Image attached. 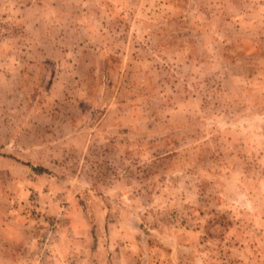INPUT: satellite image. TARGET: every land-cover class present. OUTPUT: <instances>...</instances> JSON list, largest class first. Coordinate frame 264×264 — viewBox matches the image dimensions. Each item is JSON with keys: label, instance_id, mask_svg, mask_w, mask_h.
<instances>
[{"label": "rangeland", "instance_id": "rangeland-1", "mask_svg": "<svg viewBox=\"0 0 264 264\" xmlns=\"http://www.w3.org/2000/svg\"><path fill=\"white\" fill-rule=\"evenodd\" d=\"M59 241L264 264V0H0V264Z\"/></svg>", "mask_w": 264, "mask_h": 264}, {"label": "crops", "instance_id": "crops-1", "mask_svg": "<svg viewBox=\"0 0 264 264\" xmlns=\"http://www.w3.org/2000/svg\"><path fill=\"white\" fill-rule=\"evenodd\" d=\"M87 243L88 242H83L82 244H87ZM94 243H96L98 245V247H100L99 251H103L104 252V257L103 256L102 257L105 259V261L108 259L110 262H114V261H117V260H119L120 262H123L124 259H125L126 261H132V262L135 261L137 263V261L139 259L137 254L134 255L135 257H133V254L130 255V253H128V249H133L134 248V244L130 245V242H127V243L126 242H121V243L118 244V246H123L121 248L124 249V250H122V251H124V254L119 253V252H118V254L112 253L111 250L113 248L117 249L113 245L114 242H99V241H97V242H94ZM63 244H64V242H61V241L55 242V244H54L53 251L57 252L56 254H57L59 259L62 258V260H58V261L55 259L54 263L57 262L56 264H66L64 256H63L64 255L63 249L61 248L62 246H65ZM70 244H71V247L74 248L72 250V252H77L78 254L80 253L79 255H81V250H80L81 249V242H72V243L70 242ZM115 246H117V245L115 244ZM67 247H69V246H67ZM109 252L111 254H108ZM75 256L77 257V255H75ZM103 258H102V260L100 258L98 262H102ZM72 259H74V258H72Z\"/></svg>", "mask_w": 264, "mask_h": 264}, {"label": "trees", "instance_id": "trees-1", "mask_svg": "<svg viewBox=\"0 0 264 264\" xmlns=\"http://www.w3.org/2000/svg\"><path fill=\"white\" fill-rule=\"evenodd\" d=\"M26 166H27V164H26ZM31 169L34 173H41L43 171L41 168H36V167H34V168L31 167Z\"/></svg>", "mask_w": 264, "mask_h": 264}]
</instances>
